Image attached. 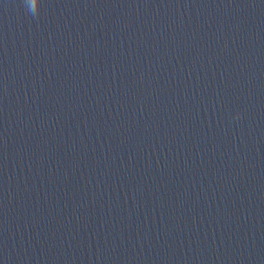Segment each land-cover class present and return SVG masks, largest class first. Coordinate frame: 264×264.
Masks as SVG:
<instances>
[{
	"label": "water",
	"instance_id": "95a60500",
	"mask_svg": "<svg viewBox=\"0 0 264 264\" xmlns=\"http://www.w3.org/2000/svg\"><path fill=\"white\" fill-rule=\"evenodd\" d=\"M0 264H264V8L0 0Z\"/></svg>",
	"mask_w": 264,
	"mask_h": 264
},
{
	"label": "clouds",
	"instance_id": "9594fccd",
	"mask_svg": "<svg viewBox=\"0 0 264 264\" xmlns=\"http://www.w3.org/2000/svg\"><path fill=\"white\" fill-rule=\"evenodd\" d=\"M26 8L33 16L38 15L40 10V0H24Z\"/></svg>",
	"mask_w": 264,
	"mask_h": 264
}]
</instances>
